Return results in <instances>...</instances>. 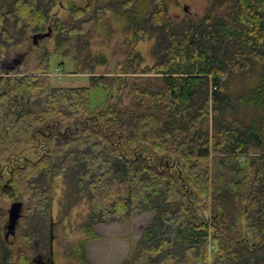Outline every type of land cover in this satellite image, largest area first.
Masks as SVG:
<instances>
[{"label": "trees", "instance_id": "1", "mask_svg": "<svg viewBox=\"0 0 264 264\" xmlns=\"http://www.w3.org/2000/svg\"><path fill=\"white\" fill-rule=\"evenodd\" d=\"M57 3L0 0V204L23 202L33 251L8 264L49 257L58 180L59 219L84 200L89 207L79 224L87 238L68 264H91L95 225L146 211L154 215L121 264H264V0H208L201 16L180 19L167 0H84L66 20L52 16ZM108 10L125 22L124 76L97 72L107 59L93 53L92 37ZM49 23L52 49L35 72L18 71L24 54L11 51ZM146 36L154 62L141 67ZM56 55L88 84L54 86ZM257 65L256 81L231 96L230 81ZM97 86L106 100L93 111Z\"/></svg>", "mask_w": 264, "mask_h": 264}, {"label": "rangeland", "instance_id": "2", "mask_svg": "<svg viewBox=\"0 0 264 264\" xmlns=\"http://www.w3.org/2000/svg\"><path fill=\"white\" fill-rule=\"evenodd\" d=\"M59 4L53 8L52 16L60 17L61 20H66L70 16L69 5H81L84 0H58ZM101 2H108L109 0H100ZM118 1V0H110ZM168 14L176 19L185 16L198 17L201 16L206 9L208 0H167ZM125 22L118 13L108 10L103 18L98 20L96 31L92 37V51L95 54H103L107 59V63L98 68L97 72L106 74H116L124 76L123 69L125 68V46L123 44V28ZM55 31L49 23L48 28L44 33H39L31 36L24 45L11 51L10 56L17 53H23L24 59L20 65L17 66L18 71L35 72L37 64L40 60V54L45 47L52 49L54 44ZM154 42L153 37L146 36L139 44L138 50L142 55L141 67L153 64L154 60L151 56V48ZM60 72H56L58 63ZM58 68V67H57ZM261 71V67L257 65L255 72L249 78H235L232 79L228 85V91L231 96L246 92L249 86L254 83ZM51 78V83L54 86L62 87H76L85 86L88 84V75L78 74L74 72V62L72 59L62 56H53L50 60V69L47 73ZM106 91L103 86H97L91 89V103L90 108L94 111L105 103ZM209 123H205L203 128H209ZM6 176V173L4 174ZM61 180V177L58 178ZM5 182V179L2 181ZM62 182V181H61ZM61 182L55 181L53 190L54 202V218L55 221L52 226V240L51 253L49 257L53 260V264H68L71 262L67 255L70 253L72 246L79 240H83L84 235L79 228L81 220L88 211V204L84 200L77 204L68 216L59 219L60 205L59 200L62 198ZM10 201H5L0 204V230L2 237L0 239V264H4V253L9 247L13 255L20 250L28 251L33 255V251L26 244L23 236V225L25 223L24 217H20L16 227V233L4 238L6 232L4 225L7 219V209L10 206ZM27 204V203H25ZM4 212V213H2ZM153 212L147 211L131 217L123 224H111V226H103L98 228V233L102 234L101 238L93 239L87 245L88 257L94 264H121L129 254L130 246H134L140 238L143 227L148 223ZM6 216V217H5ZM210 220L209 216L207 217ZM20 229V230H19ZM4 242V243H3ZM35 254V253H34ZM127 254V255H126ZM39 254H36L38 256ZM40 257V255L38 256ZM212 256L210 255L209 260ZM40 259V258H39ZM40 260H46V256L41 257ZM14 263V261H13ZM6 264V263H5ZM92 264V263H91ZM140 264V263H138ZM162 264H171L166 260Z\"/></svg>", "mask_w": 264, "mask_h": 264}, {"label": "water", "instance_id": "3", "mask_svg": "<svg viewBox=\"0 0 264 264\" xmlns=\"http://www.w3.org/2000/svg\"><path fill=\"white\" fill-rule=\"evenodd\" d=\"M23 213V202L22 201H14L10 204L7 209V219L4 225L6 230L5 237L7 238L9 235H13L15 233L18 220L22 216Z\"/></svg>", "mask_w": 264, "mask_h": 264}, {"label": "crops", "instance_id": "4", "mask_svg": "<svg viewBox=\"0 0 264 264\" xmlns=\"http://www.w3.org/2000/svg\"><path fill=\"white\" fill-rule=\"evenodd\" d=\"M62 63H58V66H56L55 68H57V67H59V68H61V65ZM147 212V211H146ZM146 212H144V213H146ZM149 212H153L152 213V215H151V217L154 215V211H149ZM54 213H55V210H54ZM151 219V218H150ZM150 219H149V221H150ZM148 221V222H149ZM125 222V221H124ZM124 222H111V223H108V224H97V225H95L94 227H93V229H94V232L97 234V236H98V238H101V235L102 234H99L98 233V228L99 227H103V226H111V224H123ZM82 232H83V235H84V238L83 239H85V238H87V235H86V233L82 230ZM2 232H1V230H0V239H1V237H2V234H1ZM15 233H16V231H15ZM4 238H6L5 237V235H4ZM94 240H96V239H94ZM80 241V240H79ZM93 241V239H88L87 240V243H86V246H85V249H86V255H87V259L89 260V262L90 263H92V264H94L93 262H91V260L89 259V257H88V253H87V245L89 244V243H91ZM4 243V242H3ZM7 249V251H9V254H10V260L8 259V257H6L5 259V261H7V264L8 263H10V262H13L14 261V263H15V260H16V258H17V253L15 254V255H13L12 253H11V251H10V248L9 247H7L6 248ZM127 255V254H126ZM68 257V256H67ZM69 258V257H68ZM3 259H4V257H3ZM70 260V259H69ZM51 264H53V260H51ZM6 263V262H5Z\"/></svg>", "mask_w": 264, "mask_h": 264}, {"label": "flooded vegetation", "instance_id": "5", "mask_svg": "<svg viewBox=\"0 0 264 264\" xmlns=\"http://www.w3.org/2000/svg\"><path fill=\"white\" fill-rule=\"evenodd\" d=\"M44 257V256H42ZM45 263L44 264H51V260L49 259V257H46V260H43Z\"/></svg>", "mask_w": 264, "mask_h": 264}, {"label": "built area", "instance_id": "6", "mask_svg": "<svg viewBox=\"0 0 264 264\" xmlns=\"http://www.w3.org/2000/svg\"><path fill=\"white\" fill-rule=\"evenodd\" d=\"M56 72H60V71H59V68H56Z\"/></svg>", "mask_w": 264, "mask_h": 264}]
</instances>
